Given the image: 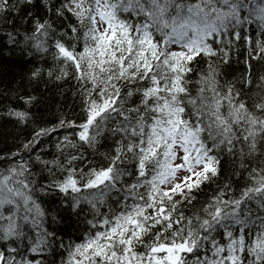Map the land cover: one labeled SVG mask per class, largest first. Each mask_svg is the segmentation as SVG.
Masks as SVG:
<instances>
[{
	"label": "snow or ice",
	"instance_id": "obj_1",
	"mask_svg": "<svg viewBox=\"0 0 264 264\" xmlns=\"http://www.w3.org/2000/svg\"><path fill=\"white\" fill-rule=\"evenodd\" d=\"M0 25L80 102L0 149V264H264V0H0Z\"/></svg>",
	"mask_w": 264,
	"mask_h": 264
},
{
	"label": "trees",
	"instance_id": "obj_2",
	"mask_svg": "<svg viewBox=\"0 0 264 264\" xmlns=\"http://www.w3.org/2000/svg\"><path fill=\"white\" fill-rule=\"evenodd\" d=\"M13 19L19 26L21 21L15 13ZM28 27V24L23 25V28ZM8 30H11L10 25ZM241 53L244 54L243 48ZM252 64L254 72L264 73V61L253 60ZM37 67H42L45 71L47 69V65L43 64L39 56H29L26 52L22 53L19 48L8 44L4 27L0 25V149L14 148L21 141L30 139L32 120L38 123L54 122L60 114L75 117L80 113V102L74 95V82H55L46 76L41 80L32 79L31 73ZM242 68V63L233 64V70H242ZM24 95L36 97L29 107L33 117L27 125L18 124L13 118L5 115L6 106L27 107L25 102L19 99V96ZM205 191L208 192V189ZM66 219L69 224L74 223V218L66 217ZM71 230V228L67 229V231Z\"/></svg>",
	"mask_w": 264,
	"mask_h": 264
}]
</instances>
